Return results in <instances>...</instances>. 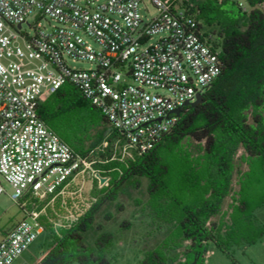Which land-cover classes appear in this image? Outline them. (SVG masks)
<instances>
[{
  "label": "built area",
  "instance_id": "1",
  "mask_svg": "<svg viewBox=\"0 0 264 264\" xmlns=\"http://www.w3.org/2000/svg\"><path fill=\"white\" fill-rule=\"evenodd\" d=\"M142 2L0 0V195L4 181L15 201L26 193L45 198L91 170V158L39 116L46 94L75 86L120 135L117 141L142 154L175 126L173 111L217 78L220 49L183 1L150 0L157 14L146 20ZM32 14L51 22L23 32ZM28 215L31 221L16 223L0 240V264H13L44 232L38 213Z\"/></svg>",
  "mask_w": 264,
  "mask_h": 264
},
{
  "label": "trees",
  "instance_id": "2",
  "mask_svg": "<svg viewBox=\"0 0 264 264\" xmlns=\"http://www.w3.org/2000/svg\"><path fill=\"white\" fill-rule=\"evenodd\" d=\"M182 1L199 28L217 29L205 32L220 49L219 75L202 93V102L184 106L175 126L151 149L121 165V173H112L109 187L97 193L98 201L62 230L38 264H110L100 253L112 234L102 232L93 247L84 244L82 234L93 224L102 203L115 200L122 183L132 177L148 179L152 212L172 225L164 245L149 251L147 260L153 264H163L167 251L185 242L189 244L184 247V260L176 264H200L209 243L228 254L230 244H252L264 235V226L252 220L264 195L260 193L264 190V0H245L246 11L236 0ZM38 113L82 156L91 157L107 133L104 115L71 84L43 99ZM186 140L199 144L197 155L185 147ZM240 148L249 169L240 179L229 222H211L229 195ZM251 178L254 184L248 187Z\"/></svg>",
  "mask_w": 264,
  "mask_h": 264
},
{
  "label": "rangeland",
  "instance_id": "3",
  "mask_svg": "<svg viewBox=\"0 0 264 264\" xmlns=\"http://www.w3.org/2000/svg\"><path fill=\"white\" fill-rule=\"evenodd\" d=\"M191 1L201 3L204 0ZM237 1L243 5L246 4L245 0ZM140 11L144 20L157 14L156 7L150 0H143ZM38 22L48 26L51 20L48 17L39 18L32 14L23 24L22 31L31 34L33 32L31 26ZM213 29L216 33L215 27L205 28L204 31ZM69 63L81 69L96 67L94 63L87 61L73 63L69 60ZM148 90L155 92L154 89ZM118 138V135H115L107 125L104 141L97 146L90 157L93 161L91 170L84 178L78 177L45 198L26 193L20 201H15L11 198L14 189L7 182L2 181L5 192L0 195V240L4 232L10 230L16 223L23 219L31 221L28 215L31 211L38 213V219L45 228L44 232L13 264H38L47 253L49 244L58 241L61 237L62 230L70 228L78 220L79 215H83L94 202L98 201L97 193L109 187L112 173H121V165L127 166L130 161L138 158L136 151L128 148L125 141H117ZM184 145L193 155H197L200 151L199 144L193 140H186ZM245 157V151L240 148L234 158L229 195L222 202L221 212L214 216L211 222L218 223L220 220H223L225 224L229 222L228 213L238 197L240 179L249 169ZM97 175L105 178V181L100 183ZM251 176L254 178L255 175ZM253 178L247 182L246 186L252 187L256 177ZM148 184L149 181L145 177H132L124 181L115 200H105L102 203L95 214L93 224L82 234L84 244L90 247H93L95 240L102 232L112 234L110 244L100 253L110 264H153L151 260H147L149 251L164 245V240L172 229V225L167 224L160 213L152 212ZM260 193L264 194V190ZM252 220L258 226H264V195L262 205L253 212ZM188 244L189 242H185L181 248L168 250L163 264L182 262L184 247ZM227 252L228 254L223 253L213 243H209L200 264H264V235L252 244L243 242L230 244ZM172 258L176 261L173 262Z\"/></svg>",
  "mask_w": 264,
  "mask_h": 264
},
{
  "label": "water",
  "instance_id": "4",
  "mask_svg": "<svg viewBox=\"0 0 264 264\" xmlns=\"http://www.w3.org/2000/svg\"><path fill=\"white\" fill-rule=\"evenodd\" d=\"M18 27H20V25H18ZM202 94L201 93H198L196 95V100L194 102H190V101H186L184 104H183V107L184 106H196L197 104L201 103L202 102ZM183 107H180V108H177L173 111V113L176 115V116H179L181 114V111H182V108ZM97 177L99 178L100 180V183H103L105 181V178H102L100 177L99 175H97Z\"/></svg>",
  "mask_w": 264,
  "mask_h": 264
},
{
  "label": "crops",
  "instance_id": "5",
  "mask_svg": "<svg viewBox=\"0 0 264 264\" xmlns=\"http://www.w3.org/2000/svg\"><path fill=\"white\" fill-rule=\"evenodd\" d=\"M7 233V231L4 232V235Z\"/></svg>",
  "mask_w": 264,
  "mask_h": 264
}]
</instances>
